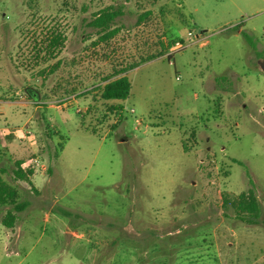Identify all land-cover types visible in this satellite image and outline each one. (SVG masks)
<instances>
[{"label": "rangeland", "instance_id": "1", "mask_svg": "<svg viewBox=\"0 0 264 264\" xmlns=\"http://www.w3.org/2000/svg\"><path fill=\"white\" fill-rule=\"evenodd\" d=\"M53 28L63 49L35 59ZM263 63L264 0H0V168L27 203L11 231L0 207V264H264ZM34 158L37 190L14 179ZM250 190L256 224L224 207Z\"/></svg>", "mask_w": 264, "mask_h": 264}, {"label": "trees", "instance_id": "2", "mask_svg": "<svg viewBox=\"0 0 264 264\" xmlns=\"http://www.w3.org/2000/svg\"><path fill=\"white\" fill-rule=\"evenodd\" d=\"M120 15V10L113 11L111 8H107L96 15L95 19L91 22V25L96 28L99 33H107L104 37V40L109 39L119 32L118 30L110 31V29L114 21ZM145 16L141 17L140 21L144 20ZM65 40L66 37L62 31L57 28L50 29L48 33L44 34V37L40 39V41L35 42V45L33 47L35 50L34 58L39 59L42 58V56H47L46 58H48L49 60L55 59L63 49ZM162 54L163 53L159 54L158 56H150L143 59L141 62H143L144 60H152L154 58L160 57ZM137 64L138 62L132 65L129 69L120 70L114 75V77H117L116 79L110 81L107 80V83H105L103 86L98 87V90L101 91L102 100L124 101L129 97L131 91V82L126 74L129 70L135 68ZM57 67L58 65L51 66V69L48 71V73L53 74L57 70ZM224 80L225 79L220 77L217 78L215 82L219 86ZM221 110V105H217V113H214L215 116L221 117ZM113 128L115 130L117 128V125H114ZM93 132H96V130L93 129ZM185 150L188 151V148L186 147ZM23 164L24 162L21 160L15 162L14 179L17 181H26L29 183L35 171L32 169H24ZM5 173V169L0 168V207L10 205L12 206V209L7 211L2 223L7 229H13L17 221V214L26 209L27 203L18 202V193L4 179ZM229 206L234 209L236 216L241 221L248 224H256L262 213V208L259 200L252 190H250L249 192H243L238 197L233 199L224 198V207L227 208Z\"/></svg>", "mask_w": 264, "mask_h": 264}, {"label": "built area", "instance_id": "3", "mask_svg": "<svg viewBox=\"0 0 264 264\" xmlns=\"http://www.w3.org/2000/svg\"><path fill=\"white\" fill-rule=\"evenodd\" d=\"M193 37H194V35L191 32H189L187 34V39L191 40V38H193ZM194 38H196V40H197L196 42H201V41L204 40V37H200L199 35H197ZM185 42H186V40L182 39V41H176L175 43H173L171 45V47H169V50H168L169 54L167 55L168 58L169 57H172L175 53L180 52L183 49H185L187 47V45L185 44ZM177 79L179 80V78H177ZM40 163L41 162L39 160L33 159L32 160V164L30 166H28L26 169L39 168L41 170H46L45 169V166L41 165Z\"/></svg>", "mask_w": 264, "mask_h": 264}, {"label": "crops", "instance_id": "4", "mask_svg": "<svg viewBox=\"0 0 264 264\" xmlns=\"http://www.w3.org/2000/svg\"><path fill=\"white\" fill-rule=\"evenodd\" d=\"M35 159V158H34ZM33 160V159H32ZM32 160H31V163H30V165L32 164ZM38 160V159H37ZM18 161V160H17ZM22 161V160H21ZM24 162V161H23ZM26 164L27 163H24L23 164V168L24 169H26L28 166H30V165H27V167H26ZM30 169H32V168H30ZM32 170H34L35 171V173H34V175L31 177V179H30V182H29V187L31 188H33V189H35V190H37V187L36 186H34L33 185V181H32V179H33V177H35V176H37V175H39V176H42V178H43V176H45V173H44V171L45 170H41V169H39V168H33ZM7 229V228H6ZM8 231H11V230H14V228L13 229H7Z\"/></svg>", "mask_w": 264, "mask_h": 264}, {"label": "water", "instance_id": "5", "mask_svg": "<svg viewBox=\"0 0 264 264\" xmlns=\"http://www.w3.org/2000/svg\"><path fill=\"white\" fill-rule=\"evenodd\" d=\"M262 70H263V72H264V63L262 64Z\"/></svg>", "mask_w": 264, "mask_h": 264}]
</instances>
